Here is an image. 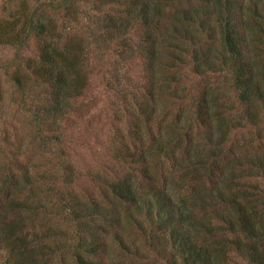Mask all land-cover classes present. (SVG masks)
Here are the masks:
<instances>
[{
    "label": "trees",
    "instance_id": "1",
    "mask_svg": "<svg viewBox=\"0 0 264 264\" xmlns=\"http://www.w3.org/2000/svg\"><path fill=\"white\" fill-rule=\"evenodd\" d=\"M233 2L3 0L0 49L13 53L0 59V108L8 84L32 133L0 140V264H264V0ZM82 18L99 60L111 59L105 88L133 122L93 177L103 199L75 190L64 135L93 70ZM188 54L196 76L221 69L235 93L225 109L211 89L194 97L203 140L190 116L168 121L159 106L182 101ZM134 60L143 85L132 89Z\"/></svg>",
    "mask_w": 264,
    "mask_h": 264
},
{
    "label": "rangeland",
    "instance_id": "2",
    "mask_svg": "<svg viewBox=\"0 0 264 264\" xmlns=\"http://www.w3.org/2000/svg\"><path fill=\"white\" fill-rule=\"evenodd\" d=\"M260 1V7L262 6V0ZM3 0H0V6ZM236 10L239 5V0H234ZM84 8V4L81 5ZM3 14L0 12V18ZM80 26L77 27L78 31L82 33L83 44L89 50L87 56V64L92 66L93 70L89 76V85L83 93V97L76 101L78 105L69 115V120L64 126V135L67 141L68 159L75 166L74 174L77 175L75 180V190L77 193L87 195L95 199H103L101 195L100 187L97 182L93 180L97 174L100 175L104 172L105 166L111 165V143H116L117 140L126 142L131 126L133 122L129 119V113L125 109V101L120 96L121 94L113 92L105 88L104 75L108 68V62L111 59L107 58L104 61L99 60V54L96 51L95 46L92 45L93 38L88 32L90 22L87 19H81ZM217 33L214 35L216 36ZM137 40V34L131 30L127 34V38ZM203 39V38H202ZM132 42V41H131ZM111 49L115 48V45L110 46ZM217 48L214 47V51ZM35 46L32 44L27 52L28 55H35ZM13 50L0 49V59H6L12 56ZM191 55L185 57V66L179 69V75L184 78L180 84V94L183 97L182 101L176 103V101L164 95L160 101V109L162 112L167 108L168 121L173 120L175 116L180 112L182 113V121L188 120L191 123V130L193 133H198L197 139H205V128L197 126L194 117L192 100L197 97L205 89H211L214 95L219 98V107L226 108L235 106L234 91L231 88L229 76L226 75L221 69L212 70L207 75L196 76L193 71V66L190 63ZM101 67L100 71L96 67ZM103 66V67H102ZM122 70H125L122 69ZM121 70V71H122ZM142 67L139 60H134L127 65L125 72L132 78L130 87L135 89L143 85L141 79ZM103 75V76H102ZM122 84V83H121ZM7 89V95L9 92L8 84H4ZM119 90L125 91V88ZM122 92V93H123ZM7 95L5 96L4 106L0 108V140L3 133L8 132L12 135L16 134V138L26 141L32 133L30 126L27 124V116L12 105H9ZM127 98L131 97L126 95ZM170 99V101H168ZM223 110V109H222ZM8 119L9 123L4 124L3 120ZM216 126V125H215ZM141 130L146 132V125L142 119ZM218 133L215 132L214 136ZM240 139V135L236 136V140ZM13 141H15L13 139ZM113 162V161H112ZM77 170V171H76ZM141 238L139 235H132V239ZM139 244L143 249V242L139 240ZM113 252H116L113 249ZM235 255V254H234ZM233 257V255H231ZM234 264H245L239 257H233Z\"/></svg>",
    "mask_w": 264,
    "mask_h": 264
}]
</instances>
